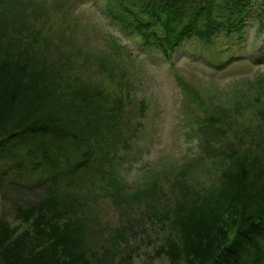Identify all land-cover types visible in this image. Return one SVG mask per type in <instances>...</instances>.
<instances>
[{"label": "rangeland", "instance_id": "1", "mask_svg": "<svg viewBox=\"0 0 264 264\" xmlns=\"http://www.w3.org/2000/svg\"><path fill=\"white\" fill-rule=\"evenodd\" d=\"M23 1H10L9 8L32 20L33 32L39 30L35 45L41 56L64 73L80 74L99 85L116 101L121 99L123 140L130 139L133 146L125 159V147L119 144L112 161L122 184L130 185L137 198L64 183L48 191L50 180L38 185L39 169L23 161L12 180L0 174V224L11 244H47L36 228L37 215L44 217L39 220L43 230L72 217L86 225L83 244L92 264L106 249L115 259L104 257L98 264H187L184 254L172 262L162 250L168 240H177L171 227L177 204L220 184L232 158L224 155L230 150L255 165L259 155L264 163V96L255 102L251 93L264 73V64L257 61L264 54H257L264 35H257L251 25L241 50L245 58L227 60L220 67L204 57L218 62L227 52L201 57L195 44L168 56L150 49L113 17L107 0ZM250 137L259 141L261 151ZM3 168L0 160V171ZM148 187L151 190H145ZM30 208L32 214L24 220ZM227 228L231 238L235 228L229 223ZM128 255L130 262L121 261Z\"/></svg>", "mask_w": 264, "mask_h": 264}, {"label": "trees", "instance_id": "2", "mask_svg": "<svg viewBox=\"0 0 264 264\" xmlns=\"http://www.w3.org/2000/svg\"><path fill=\"white\" fill-rule=\"evenodd\" d=\"M10 1L24 2L0 0V160L4 165L0 174L12 180L22 162L28 161L40 171L38 185L50 180L48 191L64 183L91 191L104 189L115 197L125 193L124 199L134 197L136 193L122 184V174L112 161L119 144L125 147L124 158L133 146L130 139L123 140L121 99L116 101L99 85L80 74H66L41 56L35 45L39 30L33 32L32 20L11 10ZM107 7L136 38L163 55L188 44L198 45L201 57L227 52L218 62L205 56L210 64L245 58L241 50L251 25L257 35H264V0H107ZM259 75L251 91L255 102L264 96V73ZM250 138L255 150L261 151L259 141ZM229 153L224 156L232 158L217 187L202 188L199 198L177 204L171 225L177 240L172 238L162 247L172 262L182 253L187 264H264V163L259 155L255 165L248 156L236 157L234 150ZM70 194L75 201L74 193ZM46 200L53 202L51 197ZM41 218L36 216V228L45 237L44 246L20 240L12 245L0 224V264H92L83 244L86 225L68 217L43 230ZM228 223L235 228L231 238ZM104 257L115 259L116 255L106 249L95 256V263ZM129 260L130 255L121 261Z\"/></svg>", "mask_w": 264, "mask_h": 264}]
</instances>
